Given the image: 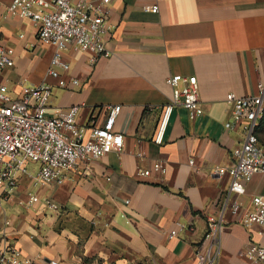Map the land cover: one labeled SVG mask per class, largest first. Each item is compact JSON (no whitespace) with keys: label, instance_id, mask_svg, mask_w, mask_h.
<instances>
[{"label":"crops","instance_id":"obj_1","mask_svg":"<svg viewBox=\"0 0 264 264\" xmlns=\"http://www.w3.org/2000/svg\"><path fill=\"white\" fill-rule=\"evenodd\" d=\"M12 1L0 0V47L14 50L15 66L2 78L11 94L46 83L47 115L77 106L79 126L102 125L107 108L121 106L115 130L124 147L79 163L61 186L36 184L38 167L28 170L1 203L0 248L11 245L37 264H198L208 219L221 214L231 184L217 170L236 163L244 140L241 128L225 127L232 120L227 96H257L264 84V0H163L159 14L144 11L156 0H113L111 55L93 63L70 46L62 53L70 71L60 78L49 73L55 48L40 43L30 20L9 16ZM175 75L197 78L204 113L192 120L176 107L158 146L154 138L172 98L167 79ZM156 162L165 172L154 170ZM256 195H264V175L254 176L238 200L249 209ZM226 214L218 263L252 264L246 253L250 244H264L261 229ZM177 222L187 230L169 240Z\"/></svg>","mask_w":264,"mask_h":264},{"label":"built area","instance_id":"obj_2","mask_svg":"<svg viewBox=\"0 0 264 264\" xmlns=\"http://www.w3.org/2000/svg\"><path fill=\"white\" fill-rule=\"evenodd\" d=\"M112 1L100 0L92 4L87 0H13L7 13L30 20L40 43L55 48L49 73L60 78L61 73L70 71L69 63L62 57L70 46L91 54L93 63L111 55L106 40L111 33L109 5ZM162 1L156 0L144 11L159 14ZM14 66V50L0 47V221L3 214L1 203L19 188L21 178L28 174V164L38 167L36 184L61 186L79 163L120 153L124 147V135L115 130L121 106H109L102 125L91 120L89 125L79 126L77 106L48 116L52 87L46 83L26 87L20 97H14L2 81L5 70ZM73 82L79 84L77 80ZM167 84L172 88V98L163 108L154 138L158 146L165 141L176 107H184L192 120L204 113L196 77L175 75L167 79ZM227 103L232 107V120L225 127L241 128L244 140L234 152L236 163L217 170L220 176L228 175L231 184L224 195L221 214L208 219L207 234L196 253L198 264H219L216 249L228 222L227 212L248 229L259 227V234L264 238V195L253 196L249 209L238 200L246 195L247 185L254 176L264 175V146L258 138V128L264 117V84L259 85L257 96L239 97L231 93L227 96ZM190 163L194 164V161ZM154 170L165 172L164 163L156 162ZM139 175L147 177L150 171H141ZM30 199L35 201V196ZM46 204L52 209L57 206L50 200H46ZM6 225H9L8 221ZM186 230L187 226L177 222L168 234L169 240L176 239ZM246 258L252 264H264V244H250ZM0 264L37 263L23 258L10 245L0 248ZM39 264L62 263L50 260Z\"/></svg>","mask_w":264,"mask_h":264},{"label":"rangeland","instance_id":"obj_3","mask_svg":"<svg viewBox=\"0 0 264 264\" xmlns=\"http://www.w3.org/2000/svg\"><path fill=\"white\" fill-rule=\"evenodd\" d=\"M259 139L260 141L263 143V146H264V120L260 126V129H259ZM36 165L34 164H28V170L29 171H32V173L34 174V169H35Z\"/></svg>","mask_w":264,"mask_h":264},{"label":"trees","instance_id":"obj_4","mask_svg":"<svg viewBox=\"0 0 264 264\" xmlns=\"http://www.w3.org/2000/svg\"><path fill=\"white\" fill-rule=\"evenodd\" d=\"M263 120H264V117H263V119H262V121H261V123H260V126H261ZM260 126H259V128H258V138H259V129H260ZM259 141H260V139H259ZM260 143L263 145V143H262L261 141H260Z\"/></svg>","mask_w":264,"mask_h":264}]
</instances>
